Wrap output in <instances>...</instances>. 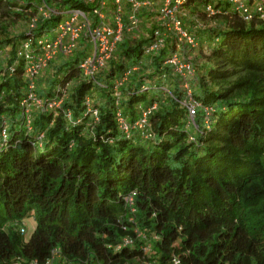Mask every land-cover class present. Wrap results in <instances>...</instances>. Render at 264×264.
Instances as JSON below:
<instances>
[{
	"label": "trees",
	"instance_id": "trees-1",
	"mask_svg": "<svg viewBox=\"0 0 264 264\" xmlns=\"http://www.w3.org/2000/svg\"><path fill=\"white\" fill-rule=\"evenodd\" d=\"M39 1L0 0V264H46L56 249L55 264H172L173 256L181 264H264L260 12L247 19L229 1L186 0L179 17L192 47L161 24L158 0V12L139 11L137 28L146 31L126 29L94 75L80 67L92 47L83 37L73 53L55 56L53 72L55 59L32 77L30 60L45 53L38 42L56 39L47 33L63 12L95 20L99 6ZM157 31L167 38L151 50ZM176 52L192 65L186 76L168 62ZM32 82L38 100L57 97L61 107L29 100ZM190 97L199 104L194 118ZM133 193L135 211L125 200ZM30 214L36 228L26 238L19 229Z\"/></svg>",
	"mask_w": 264,
	"mask_h": 264
},
{
	"label": "built area",
	"instance_id": "built-area-1",
	"mask_svg": "<svg viewBox=\"0 0 264 264\" xmlns=\"http://www.w3.org/2000/svg\"><path fill=\"white\" fill-rule=\"evenodd\" d=\"M94 2L95 0H89ZM244 0H231L235 9L242 13L245 18L250 19L253 16L254 11H250L248 7L243 6ZM99 6L94 9L93 16H95V20L90 17L89 12H83L81 10L74 11H65L63 14L65 18L61 21L56 28V39L53 41H48L46 37L41 38L38 42L39 46L45 50L43 56L39 58V62H34L30 60V64L28 67V72L33 77L41 66H46L47 63L57 56L59 53H73L79 46L78 42L81 41L83 37L88 38L92 44L90 48V53L88 57L81 62L80 67L86 73V75L92 76L96 72L99 71L102 67H105L107 62L112 58L117 44L123 39L125 30L132 31L137 28L140 23L139 20V11L142 7L150 6L154 4L151 0H113L112 9L110 8V4L107 0H98ZM186 0H164L163 6L160 8V19L162 20L161 24L168 29L169 32H175L178 36L180 42L189 43L192 47L196 46V41L191 36V33L184 26V22L182 17H179L183 12V5ZM240 2V3H238ZM130 7V11L128 14L123 15L125 9ZM108 10V12H107ZM264 7L260 6L257 8L256 12H263ZM207 11L210 14L216 13L213 6L207 7ZM41 12L44 13L43 10ZM49 14L47 16H50ZM56 13V12H54ZM128 16V17H127ZM185 16V14H183ZM125 18L128 19L129 24L125 23ZM168 32V33H169ZM155 42L151 46V50H159L161 49L167 38L166 34H162L159 31L155 33ZM26 49H29L30 42L26 43ZM181 47L179 46L178 49ZM27 58H30L29 54H26ZM168 62L175 67V69L186 76L191 70L192 65L188 62H185L178 56V52L174 53L171 57H169ZM35 85L32 82L31 91L29 94V100H35L38 102L39 107L43 110H54L60 108L62 105V100L56 99L53 102L38 100L36 98V94L34 92ZM191 103L188 105V110L190 112V117L194 118L196 115V110L199 107V104L194 101L190 97ZM88 109L91 110L90 99L87 101ZM209 112L210 110L207 109ZM208 112V114H209ZM148 111H143L142 117L136 123V126L140 128H144L147 125L148 121ZM117 118L119 123L121 124V129L125 133H129L130 125L126 122L121 112L117 113ZM29 123H31V119L29 118ZM134 195H129L125 198L127 205L134 209ZM22 232H25V229H22ZM125 245L133 244V240L130 238L125 239ZM120 248V247H119ZM59 255L58 251L53 252V258L48 260L46 264H55L56 256ZM172 264H181L180 259L177 256H173L171 260ZM18 264H41L37 260H19ZM154 264V263H148Z\"/></svg>",
	"mask_w": 264,
	"mask_h": 264
},
{
	"label": "rangeland",
	"instance_id": "rangeland-1",
	"mask_svg": "<svg viewBox=\"0 0 264 264\" xmlns=\"http://www.w3.org/2000/svg\"><path fill=\"white\" fill-rule=\"evenodd\" d=\"M38 1V3L40 2L39 0H37ZM108 2H109V4H110V8L112 9L113 7H112V3H113V0H107ZM224 1H231V0H224ZM238 3H240V2H238ZM155 4V3H154ZM242 5L243 6H246V7H248L249 8V10L250 11H256L257 10V8H259L260 6H263L264 7V0H244L243 1V3H242ZM147 6V5H146ZM145 6V7H146ZM152 6V7H151ZM150 7V11L151 12H158V11H156L157 9H159L160 8V4H159V2H158V0H157V3L155 4V5H151ZM155 6H157V8H155ZM148 7V6H147ZM40 8H42V7H40ZM130 9V7H128L127 9H125V11L123 12V15H126V14H128V12L130 11L129 10ZM44 11V14H46V15H48L49 14V12H50V10H43ZM261 16H260V18H264V10H263V12H261V13H259ZM148 28V27H147ZM139 29H141V27H139V28H137L136 30H132L131 31V34H133V36H138L139 34H141V32H144V31H146L144 28H142L141 30H139ZM56 30L55 31H50V32H48L47 34H48V38L49 39H54L55 37H56ZM55 59V61L53 62V63H51V65H50V67L48 68L49 70H48V73L50 72H53L54 70L52 69L53 68V65L52 64H55V63H58V60H60V59H57L56 60V58H55V56H54V58H52L51 60H54ZM4 60V59H3ZM4 64H6L5 63V61H4ZM48 64H49V62L47 63V65L46 66H48ZM45 67V66H44ZM47 71H45V73H46ZM0 74H1V72H0ZM24 224H25V226L27 227V233H25V236H27L28 235V238L30 237V235L33 233V231L35 230V228H36V223H35V220H34V218L32 217V215L30 214V216L29 217H27V219H25L24 220Z\"/></svg>",
	"mask_w": 264,
	"mask_h": 264
},
{
	"label": "clouds",
	"instance_id": "clouds-1",
	"mask_svg": "<svg viewBox=\"0 0 264 264\" xmlns=\"http://www.w3.org/2000/svg\"><path fill=\"white\" fill-rule=\"evenodd\" d=\"M35 223H36V222H35ZM23 228L25 229V232H22V229H23ZM19 230H20L21 234L24 235V236H25V233H27V227L25 226V224H23V226H21ZM25 237L28 238V235L25 236ZM132 240H133V239H132ZM131 245H132V246L134 245V240H133V244H131ZM119 247L121 248V246H119ZM119 247H118V249H120ZM145 249H146V248H145ZM146 250H147V249H146ZM54 251H58V252H59V255L56 256V258L59 257V256H60V251H59L58 249H56V250H54ZM21 260H24V259H21ZM37 261H38V260H37ZM55 261L57 262L56 259H55Z\"/></svg>",
	"mask_w": 264,
	"mask_h": 264
},
{
	"label": "bare ground",
	"instance_id": "bare-ground-1",
	"mask_svg": "<svg viewBox=\"0 0 264 264\" xmlns=\"http://www.w3.org/2000/svg\"><path fill=\"white\" fill-rule=\"evenodd\" d=\"M58 26H60V25H58ZM58 26H57V28H58ZM33 48H34V47H33ZM33 48H32V50H37V49H38V46H36L37 49H33ZM57 90H58V92H59L60 88H57ZM25 99L28 100V97H26ZM56 99H57V97H54V98H45V100L48 101V102H53V101H55ZM78 123H79V121H78Z\"/></svg>",
	"mask_w": 264,
	"mask_h": 264
}]
</instances>
